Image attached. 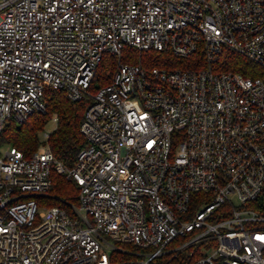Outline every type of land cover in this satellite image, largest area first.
Segmentation results:
<instances>
[{
    "label": "built area",
    "instance_id": "1",
    "mask_svg": "<svg viewBox=\"0 0 264 264\" xmlns=\"http://www.w3.org/2000/svg\"><path fill=\"white\" fill-rule=\"evenodd\" d=\"M125 46L200 50L207 64L119 58L72 166L47 142L0 154V264H264L251 206L264 191V76L213 67L224 48L264 65V0H4L0 136L45 112L49 87L88 94L103 55ZM53 173L77 183L75 202H48Z\"/></svg>",
    "mask_w": 264,
    "mask_h": 264
},
{
    "label": "trees",
    "instance_id": "2",
    "mask_svg": "<svg viewBox=\"0 0 264 264\" xmlns=\"http://www.w3.org/2000/svg\"><path fill=\"white\" fill-rule=\"evenodd\" d=\"M119 58L125 63L141 61L146 67L154 66L166 68H198L206 66V59L202 51H196L187 57L174 54L172 51L145 49L139 51L135 47L125 46L118 57L112 53H105L98 64L90 91L79 100L71 99L65 90L47 88L45 98L47 107L45 112L37 111L21 123L10 121L5 125L0 136V145H10L24 151L26 154L37 149L41 143L47 142L56 158L67 166L75 163L78 151L85 145V138L80 132V124L85 112L92 101V94L104 84L111 81V76L118 64ZM213 67L218 70L233 71L247 77L264 76V65L252 61L245 56L224 48L219 54ZM56 117L57 121L46 141L40 137L47 124ZM79 187L77 183L65 174L53 173L52 186L48 195V202L62 205L64 200L76 201ZM251 206L264 213V191L251 203ZM182 255H177L166 264H180Z\"/></svg>",
    "mask_w": 264,
    "mask_h": 264
},
{
    "label": "rangeland",
    "instance_id": "3",
    "mask_svg": "<svg viewBox=\"0 0 264 264\" xmlns=\"http://www.w3.org/2000/svg\"><path fill=\"white\" fill-rule=\"evenodd\" d=\"M4 0H0V4L3 2ZM53 128H54V123L52 122V121H50L48 124H47V126H46V128H45V131L46 132H51L52 130H53ZM40 137H41V139H44V131H42L41 133H40ZM1 150H0V154H2L3 155V153L10 147V145H3V144H1Z\"/></svg>",
    "mask_w": 264,
    "mask_h": 264
}]
</instances>
